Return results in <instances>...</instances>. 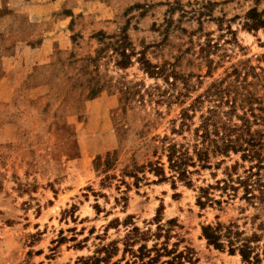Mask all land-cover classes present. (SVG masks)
Instances as JSON below:
<instances>
[{"label":"rangeland","instance_id":"1","mask_svg":"<svg viewBox=\"0 0 264 264\" xmlns=\"http://www.w3.org/2000/svg\"><path fill=\"white\" fill-rule=\"evenodd\" d=\"M253 8L264 0H0V264H76L100 244L122 248L133 226L154 230L156 218L178 220L196 264H249L209 246L201 228L243 224L251 211L241 214L239 199L197 204L239 156L193 174L192 187L127 169L157 160V139L191 142L209 103L183 128L182 109L228 67L246 61L264 76V30L244 24ZM122 35L151 62L173 64L190 91L149 77L136 55L118 66ZM209 39L219 44L211 74Z\"/></svg>","mask_w":264,"mask_h":264},{"label":"trees","instance_id":"2","mask_svg":"<svg viewBox=\"0 0 264 264\" xmlns=\"http://www.w3.org/2000/svg\"><path fill=\"white\" fill-rule=\"evenodd\" d=\"M244 23L250 30H264V11L253 8L246 14ZM230 30V29H229ZM233 34L232 31H229ZM114 51L120 59L117 65L128 68L136 55L142 70L151 78H164L172 86L182 84L187 92L190 82L171 63H153L146 52L132 48L127 35L115 42ZM219 44L209 39L201 46V55L208 67V74L219 65L211 56L218 51ZM225 55H221L220 60ZM264 76L249 63L233 64L225 70V75L216 79L192 103L182 109V128L187 120L208 102L209 106L199 116V124L194 129L191 142H176L165 136L157 139L154 146L155 161L127 169L130 176L139 180L138 173L148 172L157 176L158 181L172 180L173 187L178 181L192 187L191 176L206 169H220L233 155L239 159L226 165L224 177L213 184L199 188L197 204L200 208L228 203L239 199L243 224L217 221L202 225V237L209 246L229 254H239L242 261L260 264L264 260ZM126 94V91H124ZM192 112V113H190ZM165 158V160H164ZM242 169V172L240 170ZM216 176V174H213ZM156 228L142 229L133 226L121 240L100 244L94 255L81 258L76 264H196L193 248L181 244L184 238L178 233L182 226L176 218L163 222L154 220ZM152 224V223H150ZM249 225V228L246 226ZM173 239L175 241L171 242ZM153 242L149 245V242ZM121 253V257L113 258Z\"/></svg>","mask_w":264,"mask_h":264}]
</instances>
